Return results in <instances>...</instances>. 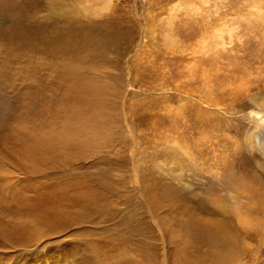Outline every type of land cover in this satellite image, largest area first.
Listing matches in <instances>:
<instances>
[{"label":"rangeland","instance_id":"obj_1","mask_svg":"<svg viewBox=\"0 0 264 264\" xmlns=\"http://www.w3.org/2000/svg\"><path fill=\"white\" fill-rule=\"evenodd\" d=\"M263 123L264 0H0V264H264Z\"/></svg>","mask_w":264,"mask_h":264},{"label":"bare ground","instance_id":"obj_2","mask_svg":"<svg viewBox=\"0 0 264 264\" xmlns=\"http://www.w3.org/2000/svg\"><path fill=\"white\" fill-rule=\"evenodd\" d=\"M263 128H264V123H263ZM262 130V129H261ZM259 136V145H261V147L264 149V130L262 131V136L260 135V133L258 134ZM48 138V137H47ZM54 140V139H53ZM55 141V140H54ZM35 148V147H34ZM32 149V148H31ZM31 149H29L30 150V152H31ZM28 150V151H29ZM33 150H35V149H32V152H34ZM263 151V150H262ZM33 154V153H32ZM42 154V153H41ZM264 154V153H263ZM19 155V154H18ZM22 155V154H21ZM28 155V154H27ZM26 156V155H25ZM45 156V155H44ZM27 157V156H26ZM40 157V156H39ZM46 159V158H45ZM12 163V162H11ZM19 164V163H18ZM17 164V165H18ZM20 165V164H19ZM22 165H24V164H22ZM25 165H27V163L25 164ZM7 166V165H6ZM9 166V165H8ZM10 167V166H9ZM21 168V167H20ZM20 168H19V166L17 167V166H14V164H11V169L13 170V172H8V176H6V175H4L3 173H0V184H2L3 183V185L1 186L0 185V195L2 196V195H4V194H6L7 192H11V193H13L14 192V195H17V194H19V189H21L20 188V186H18V184H16L17 183V181L19 180H16L15 178V175L17 176L18 175V173L16 174V169H19L20 170ZM23 168H24V166H23ZM25 168H26V166H25ZM30 169V170H29ZM2 170V169H1ZM21 170H22V168H21ZM28 170H29V172L28 173H30L29 175H31V173H33L35 170L34 169H32L31 167L30 168H28ZM43 170V169H42ZM49 170V169H48ZM26 171V169L24 170V172ZM1 172V171H0ZM27 173V172H26ZM15 174V175H14ZM43 174V173H42ZM11 175H13V176H11ZM28 175V176H29ZM35 175V174H34ZM28 176H26V178L28 177ZM35 177V176H34ZM19 178V177H18ZM5 181H9L8 183H5ZM19 182V181H18ZM5 183V184H4ZM36 185H38V184H36ZM30 186V185H29ZM34 186V185H33ZM38 187V186H37ZM28 188H30V187H26V189H28ZM34 188V187H33ZM82 188V187H81ZM58 190H60V189H58ZM82 190V189H81ZM22 191V190H21ZM27 191V190H26ZM53 191H55V190H53ZM24 192V191H23ZM33 192H34V195H33V197H31V195H30V200H29V202L27 203V205L25 206V209L26 210H32V211H39L40 213H43L44 214V217H36V220H37V222L38 223H41V224H44L45 226H47V228L48 229H50V230H53V231H55V230H59V229H62V227L65 225V223L67 222V217L64 215V214H62V213H60V211L59 210H56V199H54V194H53V192L52 191H48V189L46 188V187H39V188H35V189H33ZM83 192V191H82ZM57 195H59V197L60 196H62V195H64V191H63V189H61V192H55ZM27 194H29V193H27ZM82 195V194H81ZM97 195V194H96ZM28 196V195H27ZM90 199V198H89ZM15 200V199H14ZM90 201H91V199H90ZM97 201V200H96ZM25 205V204H24ZM94 206V205H93ZM91 207V206H90ZM225 209H227L228 211L227 212H229V211H231V213L232 212H234L232 209H235V208H232V206L231 207H229L228 205L227 206H223ZM92 208V207H91ZM97 208V207H96ZM232 208V209H231ZM21 209V208H20ZM224 209V210H225ZM237 210V209H236ZM94 211H96V210H94ZM19 212V211H18ZM92 213V212H91ZM239 213V212H238ZM238 213H235V214H237L238 216H240V214H238ZM30 216V215H29ZM33 218V217H32ZM24 220V219H23ZM26 220V219H25ZM222 225V224H221ZM225 225H226V223H225ZM227 226V225H226ZM17 227V226H16ZM222 229V228H221ZM1 231V230H0ZM205 231H207L208 233H211V235H212V240H215L216 238L217 239H220V234L219 235H215V231H212V230H206L205 229ZM221 231V230H220ZM226 231V230H225ZM6 232V231H5ZM56 232V231H55ZM222 232V231H221ZM227 232H228V230H227ZM7 233V232H6ZM218 233V232H217ZM225 233V232H224ZM218 236V237H217ZM216 237V238H215ZM223 238H222V240L221 241H223L222 243H224V246H225V248H229L230 246V243H232V241L231 240H233L234 239V237L232 236H230V235H228L227 233H225L223 236H222ZM0 243H2V242H0ZM225 243H227V244H225ZM4 244V243H3ZM88 246V245H87ZM91 246V245H90ZM95 246V245H94ZM93 246V247H94ZM99 247V246H98ZM90 250V249H89ZM94 250V249H93ZM93 253V252H92ZM102 254V253H101ZM227 256H230V252L229 253H227ZM85 262V261H84Z\"/></svg>","mask_w":264,"mask_h":264}]
</instances>
